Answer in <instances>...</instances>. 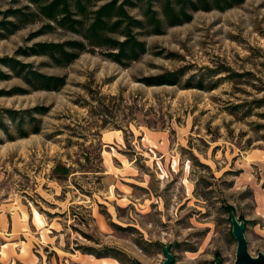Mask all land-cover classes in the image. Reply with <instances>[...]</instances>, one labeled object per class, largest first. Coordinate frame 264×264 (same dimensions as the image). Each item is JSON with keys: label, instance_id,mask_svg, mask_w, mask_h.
<instances>
[{"label": "rangeland", "instance_id": "rangeland-1", "mask_svg": "<svg viewBox=\"0 0 264 264\" xmlns=\"http://www.w3.org/2000/svg\"><path fill=\"white\" fill-rule=\"evenodd\" d=\"M33 11L0 0V59L78 38L31 37L48 23ZM141 39L147 52L125 66L101 49L64 66L19 58L64 77L58 91L10 95L27 87L0 80V264H161L166 245L174 264H233L226 205L249 254H264V0ZM167 73L174 84L143 82ZM33 108L47 111L15 114L19 126L4 113Z\"/></svg>", "mask_w": 264, "mask_h": 264}, {"label": "trees", "instance_id": "trees-1", "mask_svg": "<svg viewBox=\"0 0 264 264\" xmlns=\"http://www.w3.org/2000/svg\"><path fill=\"white\" fill-rule=\"evenodd\" d=\"M245 0H28L35 7L30 15L48 21L42 29L31 37L43 34L45 30L59 29L76 35L77 39L56 42H36L20 48L14 56L0 59V80L18 78L27 87L14 89L9 94H26L28 91H58L65 85V78L42 73L19 58L43 56L49 64L64 66L76 60L84 52L102 50V55L119 65H128L137 61L147 52L144 36L161 34L164 28L189 22L197 11L225 10L240 5ZM28 8V6L26 7ZM139 10L138 16L131 11ZM14 21L9 25L16 28L21 18H26L22 10L12 12ZM24 22L33 19H23ZM5 26V25H4ZM7 30V27H3ZM174 73L152 76L144 79L147 86L174 84ZM41 108V107H40ZM33 108L25 111L4 109L9 121L16 123L15 114L45 115V108ZM31 118L34 117L30 115ZM24 117H21V121ZM7 132L6 127H4ZM37 133V131H36ZM58 169L60 167H57ZM64 176L70 169L62 167ZM226 212H233L229 205ZM138 264V263H137Z\"/></svg>", "mask_w": 264, "mask_h": 264}, {"label": "water", "instance_id": "water-1", "mask_svg": "<svg viewBox=\"0 0 264 264\" xmlns=\"http://www.w3.org/2000/svg\"><path fill=\"white\" fill-rule=\"evenodd\" d=\"M231 234L236 241L235 260L233 264H264V254L258 253L251 256L247 250V241L245 238V223L236 218L234 212L230 213ZM164 260L161 264H174V256L169 251V246L163 247ZM214 264H223L220 258L216 259Z\"/></svg>", "mask_w": 264, "mask_h": 264}]
</instances>
